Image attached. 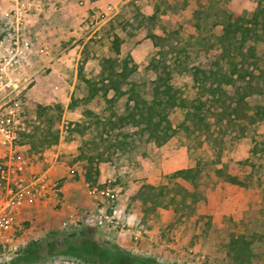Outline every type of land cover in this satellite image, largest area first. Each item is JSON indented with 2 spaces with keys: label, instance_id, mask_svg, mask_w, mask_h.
<instances>
[{
  "label": "rangeland",
  "instance_id": "1",
  "mask_svg": "<svg viewBox=\"0 0 264 264\" xmlns=\"http://www.w3.org/2000/svg\"><path fill=\"white\" fill-rule=\"evenodd\" d=\"M263 2L123 0L117 13L102 12L100 16L107 20H82L74 26L88 25L81 34H78V28L71 40L56 47L59 54L53 62H58L60 68L54 72L52 65L42 67L45 62L40 61L41 55L51 47L50 43L40 42L39 34L36 38V33L25 27L33 42L18 74L25 81L10 96L3 98L0 95V106L9 107L14 101H19L22 106L24 129L20 143L29 147V152L38 157L39 164L44 162L45 168L49 169L52 166L48 160L54 152H60L54 168L62 173L56 180L74 201L84 189L88 191V184L98 183L101 165L106 171L115 172L109 178L122 188V209L142 230L144 239L136 242L135 237L84 221L68 224L60 206H50L44 210L42 218L37 216L29 220L18 233L22 243L12 264H89L70 255L54 253L59 250V245L83 239L96 241L109 252L118 249L130 252L145 259L147 264H234L229 237L246 234L264 219V121L257 124V133L251 136L243 133L238 123H219L214 108L207 107L208 137L204 128L191 125L189 130L181 129L180 134L162 146H157L154 141L146 143L145 153L134 157L113 146V139L103 132L102 123L85 119L80 108L69 105L73 98L80 99L87 94L83 78H96L100 74L101 58L114 34L138 41L133 58L142 73L153 53L160 48L150 34L172 39V45L165 47L167 60L172 63L180 56L187 66L180 75V85L183 96L190 100L196 92L195 67L214 65L222 51L219 38L224 32L227 15L251 18ZM30 6L28 13L39 6V0H31ZM12 9V0H0L1 58L8 56L12 47V22L15 20ZM71 49L74 50L69 53ZM262 58L264 62V51ZM33 62L42 67L37 73L29 72ZM240 84L238 80L229 86L230 93L233 94ZM256 99L260 100L261 96L249 98L253 102ZM39 105L45 108L43 116ZM79 124L91 127L84 137L78 130ZM48 127L53 134H59L58 142L52 144L53 136L43 135ZM130 130L135 132L137 128ZM134 138L140 141L138 134L134 133ZM163 158L167 165L161 166ZM191 162L201 166L202 174L208 180L204 186L205 198L194 204V209L172 203L170 196L161 197L155 208L138 197L143 184H168L172 169L190 166ZM54 168L50 169L52 175ZM219 168L237 175L245 185L229 182L217 172ZM180 183L194 189L189 180L181 179Z\"/></svg>",
  "mask_w": 264,
  "mask_h": 264
},
{
  "label": "trees",
  "instance_id": "2",
  "mask_svg": "<svg viewBox=\"0 0 264 264\" xmlns=\"http://www.w3.org/2000/svg\"><path fill=\"white\" fill-rule=\"evenodd\" d=\"M226 20L219 38L222 51L214 65L195 67L196 92L190 100L183 96L180 85V75L187 66L180 56L172 63L167 60L165 47L172 45V39L150 34L160 48L153 53L142 73L133 58L138 41L114 34L101 58L100 74L96 78H83L87 94L80 99L73 98L69 107L80 108L85 119L102 123L103 132L113 139V146L134 157L145 153L146 143L154 141L157 146H162L180 134L181 129L189 130L191 125L204 128L208 137L207 107L214 108L219 123H238L243 133L254 136L257 124L264 121V2L251 18L230 13ZM183 52L187 51L184 49ZM238 80L241 84L231 94L228 87ZM256 95L261 99L249 100ZM40 110L41 116L45 115V108L41 105ZM79 126L83 137L91 128L85 124ZM132 127L137 130L132 132ZM45 130V137L48 134L53 136L50 143L58 142L57 132L53 134L51 127ZM134 133L139 135L140 141L134 138ZM88 141H92L91 138ZM202 171L199 164L178 169L169 175L168 184H143L138 197L154 208L165 196H170L172 203L182 205L184 209L193 208L205 198L204 186L208 180ZM217 172L233 184L245 185L237 175L222 168ZM181 179L189 180L194 189L183 186ZM58 248L54 253L70 255L89 264H147L145 259L130 252L120 249L109 252L91 239L71 240ZM229 251L234 264H264V219L246 234L231 235ZM15 259L5 264L14 263Z\"/></svg>",
  "mask_w": 264,
  "mask_h": 264
},
{
  "label": "built area",
  "instance_id": "3",
  "mask_svg": "<svg viewBox=\"0 0 264 264\" xmlns=\"http://www.w3.org/2000/svg\"><path fill=\"white\" fill-rule=\"evenodd\" d=\"M13 1L12 47L9 55L0 57V95L10 96L25 81L18 74L25 58L30 54L33 42L25 32L27 14L31 0ZM112 10L113 6H109ZM22 106L19 101L9 107L0 106V264L17 257L18 232L28 220V212L36 204L44 201L63 202L62 188L49 168L39 166L38 157L20 143L24 129ZM74 171V170H72ZM91 196H100L108 201V208L100 212H89L86 221L100 228H126L121 218L118 201L122 188L113 180L104 185H88ZM139 239V234L134 235Z\"/></svg>",
  "mask_w": 264,
  "mask_h": 264
},
{
  "label": "crops",
  "instance_id": "4",
  "mask_svg": "<svg viewBox=\"0 0 264 264\" xmlns=\"http://www.w3.org/2000/svg\"><path fill=\"white\" fill-rule=\"evenodd\" d=\"M122 2L123 0H39V6L33 7L31 12L27 14L28 20H26V27H30L31 29L29 30L36 33V38L38 37L37 33L39 34L38 38L40 42H46L45 45H47L48 42L51 45L49 50L44 53L45 55H41L40 61L45 62L41 66L52 65L54 67L52 69L53 72L59 69L60 64L58 62H53L54 57L59 54L56 47L61 43H67L71 40L72 35H75L77 30H79L78 28H80V33L78 34H81L88 25L86 24V26L85 24H82L83 27L79 25L78 28H74V26L77 25V23H82V20H107V17L102 18L100 16L102 12L107 14H110L111 12L117 13L120 10ZM34 3L37 5V2ZM109 6H113V9L110 10ZM38 16L39 20H37ZM73 50L74 49H71L69 53L73 52ZM65 55H67V53H65ZM63 65L67 67V64L64 62ZM31 66L32 67L29 69V72L31 73H37L42 68H39L34 62ZM46 87L49 88L50 85L47 84ZM25 147L29 149V147ZM2 153L3 147L0 145V156ZM59 154V151L53 153L52 157L48 160L51 163L49 166L54 168ZM162 162L163 163H160L161 166L167 165L166 159L163 158ZM41 163L42 164L39 166L45 167L44 162ZM194 165L195 164L191 162L190 166L185 165L183 167H176L172 169V171L174 172L181 168L194 167ZM52 167H50V169H52ZM55 168L53 177L58 179L60 177L59 173L62 172ZM100 171L99 181L97 183L100 185H104L111 179L109 177L115 173L113 171H106L105 166L102 165L100 166ZM61 188L63 198V202L61 204L57 205L55 201L51 200L36 204L31 210H29L28 220L26 222L29 220L32 221L34 217L37 216L42 218L44 210L50 206H60V212L64 214L66 223L68 224H77L78 221L85 222L87 213L100 212L101 210L108 208V201L106 199L100 196H91L86 189H84L82 194L79 195L78 200L74 201L70 194L67 195L64 188ZM123 197L124 194L121 195V198L118 201V208L120 210L121 218L127 223V227L124 229L106 227L104 229L117 230L122 232V234L124 233L129 235L130 237H134L135 234H139V239H136V242H141L144 239L143 232L137 224L131 222L130 217L123 211ZM26 222L24 223L23 228H25ZM21 243V238L17 234L16 244L18 248Z\"/></svg>",
  "mask_w": 264,
  "mask_h": 264
}]
</instances>
